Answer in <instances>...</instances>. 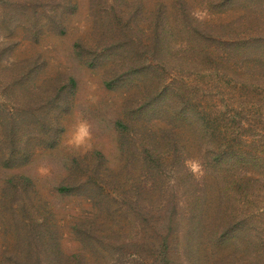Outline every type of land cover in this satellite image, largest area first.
I'll return each instance as SVG.
<instances>
[{
	"label": "trees",
	"instance_id": "1",
	"mask_svg": "<svg viewBox=\"0 0 264 264\" xmlns=\"http://www.w3.org/2000/svg\"><path fill=\"white\" fill-rule=\"evenodd\" d=\"M43 2L36 0L32 6ZM92 3L103 7V0ZM200 3L206 13L237 9L242 15L214 24L199 21L186 0H174L171 9L157 3L150 18V47L134 41L139 65L106 82L107 88L137 82L142 89L138 107L117 123L122 135L136 132L138 139L132 153V148H124L130 163L127 173L111 175L103 170V156L93 153V164L74 159L52 186L51 192L61 199L77 198L91 205L89 214L72 225L80 252L67 255L63 250L64 232L57 218L61 203L52 208L50 203L34 202V181L20 173L4 180L0 190V222L6 220L3 226L14 238L0 264H87V254L103 260L109 251L114 252L109 256L115 264H149L150 259L153 264H264V217L250 211L254 201L264 203V103H259L263 113L252 110L251 103H238L233 112L245 116L238 122L224 111L215 114L213 90L205 88V80L211 78L215 96L230 83L239 91L248 87L264 92V0ZM140 7H133L134 15ZM36 14L25 0H0V37L29 26V37L37 39ZM25 18L31 23L26 25ZM101 43L114 53L124 44H97ZM13 44L0 41V89H20L18 97L13 95L18 101L14 113H6L5 106L0 111V167L12 170L31 165L32 145L46 127L47 99L56 102V113L68 112L77 86L70 76L53 78L42 88L30 78V68L14 63L10 71L8 65L1 67ZM91 50L81 44L77 55L94 63ZM241 73L250 76L248 86H242ZM159 122L165 127L157 128ZM179 123L199 138V177L187 170L191 155L178 139ZM50 124L41 138L49 133L46 140L55 142L61 128L55 119ZM243 135L252 141L243 140ZM249 168L259 172V178H249ZM214 191L218 206L210 220Z\"/></svg>",
	"mask_w": 264,
	"mask_h": 264
},
{
	"label": "rangeland",
	"instance_id": "2",
	"mask_svg": "<svg viewBox=\"0 0 264 264\" xmlns=\"http://www.w3.org/2000/svg\"><path fill=\"white\" fill-rule=\"evenodd\" d=\"M25 1L26 5L29 4L39 16L38 37L37 39L29 37L31 32L29 26L26 31L20 28L10 37H0V41L9 39L14 42L10 51L3 55L1 67L8 65L10 71V64L14 63L20 68H30L28 70L31 74L30 78H33L35 84L42 88H46L49 85L48 82L53 78L63 80L70 76L76 79L77 86L69 100L71 109L68 112L56 113V107H53L56 102L53 99H47L46 108H49L46 113L48 117L44 124L47 128V125H51V120L55 119L61 128L57 132L56 141L46 140L47 136L50 137L49 133L41 138L46 130L41 128V132L39 131L36 135L38 140L32 145L35 156L30 166L13 170L0 167V190L4 180L8 177L25 173L33 179L35 184L36 193L31 195L34 202L38 200L50 203V207L55 205V202H60L63 207L58 211L57 218L64 232L62 247L65 254L71 255L79 253L81 250V245L73 234L72 225L89 214L91 205L77 198L61 199L51 192L52 186L58 177H64L63 172L66 174L67 167L70 168L74 159L88 165L93 164L94 161L91 157L93 153H100L103 156V170L110 171L111 175L123 177L127 173L126 169L130 163L124 153V148H132L130 150L132 153L134 140L138 139L136 132L122 135L123 132L117 127V123L119 120H125L126 113H130L138 107L142 89L137 82L128 85L120 83L115 88H107L106 82L115 73H121L124 71L123 69H133L139 65L138 55L140 53L137 52L134 41L141 42L144 47H150V18L155 5L164 3L171 9L174 0H106V3L103 0V7H96L92 0H45L42 4L37 3V6H32L36 0ZM186 1L192 7L194 15L199 21L221 24L233 21L242 15V12L237 9L221 13L208 11L206 13L203 11L200 0ZM69 5H77V8L73 9L74 6L70 7ZM139 5L141 6L140 12L134 15L133 7ZM24 21L26 25L31 23L28 18H25ZM60 23L63 27L56 28L55 26ZM99 40L107 42L109 45L116 41H123L124 48L120 47L119 51L114 53L113 50H105L103 43L98 45ZM81 44L91 46L90 52L95 54L94 59L97 58L94 63L85 62L77 55ZM7 61L9 64H6ZM145 69L146 67L143 68V71ZM1 72L3 73V71ZM205 77L206 75L196 79L201 80ZM238 77L243 79L242 86L249 85L251 79L249 75L241 73V76L238 75ZM1 82L2 80L0 84H3ZM215 84L211 78L205 80V88L213 90L214 105L218 107L216 115L224 111L229 118H234L238 122H240L239 120L245 121L244 118H241L245 117L243 114L238 115L233 112V109H237L238 103L241 102L251 103L252 110L263 113L262 106L259 105L261 102L264 103L263 91H251L248 87L239 91L238 88H233L234 83H230L229 87L222 85L220 87L221 94L215 96L214 93L217 92ZM14 87L17 86L14 85ZM14 87L12 86L7 92L6 88L0 89V111L3 109L2 106H5L6 113H14L17 108L18 101L13 95L18 97L20 89H14ZM7 95L10 96V102H5ZM46 95L48 97L49 93ZM81 121L88 122L91 128V137L85 144L76 146L70 141L76 126ZM134 124L136 127L138 126L137 121ZM179 124L178 139L191 155V160L188 162H195L199 165V138L188 126ZM53 125L56 124L52 123L54 128ZM155 125L157 128L165 127L160 122ZM241 126L247 128V125ZM1 132L2 130H0V134ZM243 137L245 141H252L251 136L243 135ZM43 141L50 145H56L46 147ZM249 169V178H259V172L252 168ZM187 170L196 177L202 174L200 166L199 171L193 173L187 164ZM109 194L114 197L112 192ZM215 196L216 191L212 193L213 199ZM254 202L250 211L264 217V203ZM217 206V200L214 199L208 216L210 220ZM4 221L6 220L0 222V260L4 256L5 250L10 249L14 243L13 235L6 231V226H3ZM112 253L114 252L105 253L103 260L87 254L86 262L87 264H115V260L109 256ZM148 263L153 264V260H148ZM144 264L147 263L144 262Z\"/></svg>",
	"mask_w": 264,
	"mask_h": 264
},
{
	"label": "clouds",
	"instance_id": "3",
	"mask_svg": "<svg viewBox=\"0 0 264 264\" xmlns=\"http://www.w3.org/2000/svg\"><path fill=\"white\" fill-rule=\"evenodd\" d=\"M91 137V128L87 121H81L76 126V130L73 133L72 140L70 143L81 146L85 144ZM188 166L190 167L193 173L199 171V165L195 162H188Z\"/></svg>",
	"mask_w": 264,
	"mask_h": 264
}]
</instances>
